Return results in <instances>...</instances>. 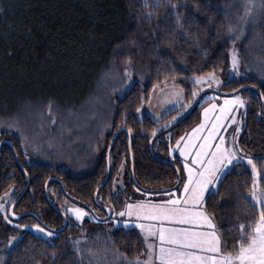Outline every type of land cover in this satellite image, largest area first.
Masks as SVG:
<instances>
[{
	"label": "trees",
	"instance_id": "obj_1",
	"mask_svg": "<svg viewBox=\"0 0 264 264\" xmlns=\"http://www.w3.org/2000/svg\"><path fill=\"white\" fill-rule=\"evenodd\" d=\"M245 1L0 0V141L11 142L20 163L9 145L1 144L0 196L13 189V202L23 190L13 212H33L58 229L63 217L52 206L61 210L66 200L87 204L103 217L101 206L120 212L128 197L155 198L160 193L146 192L132 181L128 133L136 183L147 190L174 185L177 171L180 176L183 171L170 148L199 122L200 105L207 103L201 99L204 93L180 123L152 140V153L148 143L153 131L173 124L189 106L173 110L159 121L147 114L138 118L136 112L148 102L154 86L179 85L185 105H191L194 85L190 77L227 73L229 50ZM260 15L264 25V3ZM257 26L250 24L246 29L239 52L243 64L249 62L251 40L264 39V29ZM259 51L254 49L255 54ZM125 64L134 70V80L124 92L114 95L108 77H121ZM257 81L228 79L219 91L256 87L237 92L245 102V111L236 143L239 151L264 157V83ZM47 111L51 120L56 117L52 128L47 127ZM74 126L82 129L85 138L82 151L96 154L89 172L74 176L66 168L24 161L20 146L26 140L43 149L47 135L60 128L71 131ZM115 133L108 178L95 203L93 195L106 175V152ZM257 167L261 168L259 162ZM120 175L124 189L114 193L112 186ZM251 183L250 171L238 167L217 185L219 195H205V210L225 241L236 234L238 224L252 218ZM64 215L66 227L52 231L49 241L27 230L15 232L0 221L3 231L18 233L20 241L8 250L0 248V264H98V258L110 256L116 257L118 264H134L132 259L145 253L143 237L135 228L110 231L107 220L78 223ZM15 222L28 226L36 219L26 215ZM109 264L115 263L110 260Z\"/></svg>",
	"mask_w": 264,
	"mask_h": 264
},
{
	"label": "snow or ice",
	"instance_id": "obj_2",
	"mask_svg": "<svg viewBox=\"0 0 264 264\" xmlns=\"http://www.w3.org/2000/svg\"><path fill=\"white\" fill-rule=\"evenodd\" d=\"M246 14H250V10H246ZM237 64L234 52L233 69H236ZM191 82L194 85L191 92L193 102L205 85L218 88L221 83L214 73L196 77ZM218 99V96L207 97L209 107L203 110V121L190 133L176 140L170 148V152H178L182 157V171L186 173V177L181 175L177 180L182 183V198H170L163 203H126L125 210L117 213L121 217L135 216L137 221L154 222L135 225L143 233L147 249L148 259L143 264H264V157L238 155L235 138L238 129L233 130V146L228 147L224 132L237 123L233 112L245 104L240 96L224 99L221 106L212 103ZM200 106L203 107V104ZM156 135L157 132L153 131L152 136ZM258 162L261 168L257 167ZM238 167L250 169L252 218L238 224L235 227L236 234L231 236L230 241H225L213 218L205 210V194L219 195L218 189L211 192L210 186L216 188ZM169 195L175 197L176 194ZM0 199L10 202L11 194L5 193V197ZM5 211L4 203H0V212ZM66 212L72 213L77 221L87 215L79 207H69ZM173 225H190L192 228H177ZM14 227L21 228L20 224ZM27 231L47 237L54 235L39 224ZM19 242L13 236L6 246L12 248ZM135 264H141V261L137 259Z\"/></svg>",
	"mask_w": 264,
	"mask_h": 264
},
{
	"label": "rangeland",
	"instance_id": "obj_3",
	"mask_svg": "<svg viewBox=\"0 0 264 264\" xmlns=\"http://www.w3.org/2000/svg\"><path fill=\"white\" fill-rule=\"evenodd\" d=\"M261 7H262V0H246L245 1V10H244L242 17L238 23V29H237V32L235 34V38L233 39L234 42L232 43L231 48L229 50V68H228V71L224 76L215 75L217 77V79L219 81H221L218 88L215 85L212 88H208L206 85L204 86L203 91H206V92L204 93L205 96L203 97L204 99H202V100H207L208 96H218L219 99L212 101V103H216L218 106H221V105H223L224 99H232L235 96H240L239 93H235V94L226 96V95H220V94H215V93L211 92V91H218L219 88L221 87L222 83L227 81L228 79L240 81V80H243L246 78H254V79L258 80L257 82H260L262 84L264 83V59H261L262 58L261 56L264 55V39L259 40L258 42H255L254 41L255 38H253L251 40V42L249 43L250 46L248 47V49L250 48L249 49L250 50L249 51L250 59H249L248 64H245V63L243 64L239 58V52H240L241 47H242V41L245 37L246 29L250 26V24H258V26H261L264 29V25L261 23L262 22V17L260 15ZM246 10H250V14H246ZM255 48H259L260 51L258 54H255V52H254ZM234 52H235V54L237 56V60H238V64H237L236 69H233V67H232V55ZM108 71L110 72L113 70L109 69ZM202 76H206V75H202ZM134 77H135L134 70L131 69L130 64L124 65L123 74L121 77L109 76L108 78H109V81L111 83V86H112V88H114L113 94L114 95H120L122 92H124L131 85V83L134 80ZM196 77H199V76L190 77L188 80L191 82ZM99 82H101V81L98 80V83ZM98 83H97V85H98ZM200 92H202V91H200ZM244 104H245V102H244ZM182 105H185L184 93H183V89L179 85L173 83L170 85L154 86L150 92V97H149L148 102L137 110L136 116L138 118H141L143 114H147L148 116H150V118L153 121H159L163 116H165L166 114H168L169 112H171L173 110L179 109L180 107H182ZM207 107H209L208 102L201 109L199 122L197 124H195L187 133H190L193 128L197 127L199 125V123H201L203 121V110H204V108H207ZM244 111H245V106L243 108H238L236 111L233 112V115L235 116L237 123L232 124L231 127H228L226 129V131L224 132V135L228 141V147L233 146L232 137L234 134L233 133L234 129H238V131L235 132V138L237 141V137L239 136V133L241 131L242 124H243ZM52 117L53 116H52L51 112L47 111L48 126L47 125L46 126L48 128H52L53 125L55 126V124H56L55 123L56 117H55V120H51ZM71 121L73 123V120H71ZM27 134H28V132H27ZM30 138L36 139V136L35 137L31 136ZM83 139H85V138L82 134V129H80V127L74 126L71 131L69 129L60 128L59 130H57V132H56V130H54V132L51 133V135H49V136L47 135L44 138L43 149L36 144H32V142L28 141V140H26L24 143H22L20 147H21V150H22L23 155H24V161L27 164H29V163L46 164V165L52 166L54 168H62V169L66 168L74 176H80V175H84L87 172H89V170L92 166V163H93V159H95V156H96V154H94L93 152L89 151L90 153L87 154V152L82 151V147L84 144ZM175 142L173 143L172 146L175 145ZM237 152H238V155L253 157L252 155H249V154H246L244 152L239 151L238 147H237ZM170 153H171V156H173L174 154L177 155V157L180 159V163L182 165V162H181L182 157L179 156V153L178 152H174V153L170 152ZM229 167H231V166H229ZM247 169L250 171L249 168H247ZM183 175L186 177V173H183ZM112 188H113L114 193L124 189V182H123V178L121 175L117 179H115ZM216 188H211V186H210V191L211 192L215 191ZM5 193L11 194L10 202H8L6 199H0V203H4L5 209H6L5 212H0V221L3 223V225L6 228H9V229L19 233V231L27 230V229L32 228L33 226H35L37 224L42 226L37 221H36V223L29 224L28 226H23L22 224L15 222V220L9 219L8 209L11 205L12 198L14 197V190L13 189L7 190L6 192H4L2 194V196H0V198H4ZM169 193H175L176 195H175V197H172L169 195ZM147 197H149V196L147 195ZM170 198H182V184L178 189H174V190H171L168 192L160 193L159 195H157L155 197V200L159 201V203H163ZM138 201L139 200H131V198L128 197V199H126L125 205H126V203H137ZM145 203H147V202H145ZM69 207H79L82 210H84L87 213V215L81 221H77L75 219V216L72 213L66 212V209ZM60 208H61V212L63 214H66L69 218H72L73 220H75L78 223H82L86 219L87 220H93V219L97 220L100 217V213H101L100 211H95L94 213H92V211H89L85 206H83L77 202L70 201V200H66L62 205H60ZM124 210H125V206L122 209V211H124ZM103 212L106 213V211H103ZM117 213H119V212H113V213L111 212L110 217L105 222L107 225V229L110 231L114 230L117 227H122L124 229H131V228L137 229L135 227V225L137 223H141V222L136 220L135 216H133V217L123 216V217H121V216L117 215ZM5 216H7V219H5ZM104 216H105V214H104ZM16 224H20L21 228L16 229L14 227V225H16ZM173 227L192 228V226H190V225L173 226ZM18 233H15L13 235L7 234L5 231H3L2 227H0V248H2L4 250L10 249L6 245L8 244V241L11 237H13V236L18 237ZM32 233H34L36 236L44 238L48 241L53 237V236L47 237V236H44L43 234H39V233H36L34 231H32ZM143 238H144V236H143ZM156 243L158 244V241H156ZM144 245H145V243H144ZM115 258L116 257H111V256L107 259L100 257L97 259V263L100 264V263H102L101 261L105 260L104 264H106V263L109 264L110 260H113V262L115 264H118L119 260H117ZM137 259H139L141 261V264H143V262L148 259L146 246H145V253L142 256H138V257H135L134 259H132V261H133L132 263L135 264V261ZM123 263H126V262L123 261Z\"/></svg>",
	"mask_w": 264,
	"mask_h": 264
},
{
	"label": "water",
	"instance_id": "obj_4",
	"mask_svg": "<svg viewBox=\"0 0 264 264\" xmlns=\"http://www.w3.org/2000/svg\"><path fill=\"white\" fill-rule=\"evenodd\" d=\"M248 87H249V88H254V89H256V87H254V86L247 85V86H242L241 88L236 89L235 91H231V92H221V91H219V90H218V91H211V92H212V93H215V94H220V95H226V96H228V95H232V94L237 93V92H238L240 89H242V88H248ZM205 92H206V91L199 92L198 96L195 98V102H192V103H191V105H190L189 108L186 110V112H185V113H184V114H183V115H182L177 121H175L173 124H171V127L168 126V127L164 128V129L158 131V132H157V135H156L155 137H153V136L151 137V139H150V141H149V143H148V150H149L150 153H152V149H151V143H152V140L155 139L156 137H158L159 135H161V134H163V133H166V132L170 131V130L173 129L178 123H180V122H181V121H182V120L188 115V113L193 109V107L196 105V102H197L198 98H199L203 93H205ZM115 135H116V133H115L114 136L112 137V140L110 141V143H109V145H108V148H107V152H106V167H107L106 175H105V177H104L102 183L96 188V190H95V192H94V195H93V199H94V202H95V203H97L96 196H97L98 191L100 190V188H101L102 186H104V184L106 183L107 178H108V169H109V152H110V148H111V145H112V143H113V140H114V138H115ZM3 143L9 145V147H10V149H11V151H12V154L14 155L15 160L18 162V164H20V163H19V160H18V158H17V156H16V153H15V151H14V149H13V146H12L11 142H10L9 140H7V139H2V140L0 141V146H1V144H3ZM128 150H129V155H130V174H131L132 181H133L134 185H136L137 188L142 189V190H144V191H146V192H149V193H152V192H155V193H162V192H168V191L174 190V189H176V188L178 187V185H179L180 183H178L177 180H178V177L180 176V173L177 171V180H176L175 184L172 185V186L169 187V188L158 189V190H147V189H143V188H141V187L136 183L135 178H134V174H133V169H132V158H131V150H130V134H129V133H128ZM169 163H170V162H169ZM176 170H177V169H176ZM52 179H53V178H52ZM28 181H29V178H28V176L26 175V184L28 183ZM48 181H49V179L45 182V185H44V188H45V189H46V185H47ZM61 188L63 189V186H62V185H61ZM22 193H23V190L18 194V196L16 197L15 201L18 200V199L21 197ZM46 199H47V201L50 203V205H52L51 202L48 200L47 197H46ZM15 201H14V202L10 205V207H9V210H8V217H9V219L16 220V219H18V218L21 217V216H26V215H28V216H31V217H33L34 219H36V221H37L38 223H40L43 227H46L47 230L54 231V232H59V231L63 230V229L66 227V224H67V218H66V216H65L61 211H59V209L55 208L54 206H52V207H53L54 209L58 210V212L61 213V214H62V217H63V225H62V227H60V228H58V229H53V228L49 227L48 225H46V224H45V223H44V222H43V221H42V220H41V219H40L35 213H33V212H23V213H19V214L14 213L12 210H13V207H14ZM84 206H85L89 211H92V213H94V210H93L89 205L84 204ZM101 207H102V209H103L104 211H106V213H105V216H103V217H99L97 220L105 221V220H107V219L110 217V215H111V210H110L109 207H104V206H101Z\"/></svg>",
	"mask_w": 264,
	"mask_h": 264
},
{
	"label": "crops",
	"instance_id": "obj_5",
	"mask_svg": "<svg viewBox=\"0 0 264 264\" xmlns=\"http://www.w3.org/2000/svg\"><path fill=\"white\" fill-rule=\"evenodd\" d=\"M175 155V154H174ZM177 156V155H176ZM147 202V203H159V201H156L155 198H152V199H142V200H139L138 202ZM130 219V218H129ZM132 220V219H131ZM141 223H154V222H149V221H139ZM173 226H183V225H173ZM137 231H139V233L141 234V236L143 237V234L141 233L140 229L137 228ZM144 240V238H143Z\"/></svg>",
	"mask_w": 264,
	"mask_h": 264
},
{
	"label": "flooded vegetation",
	"instance_id": "obj_6",
	"mask_svg": "<svg viewBox=\"0 0 264 264\" xmlns=\"http://www.w3.org/2000/svg\"><path fill=\"white\" fill-rule=\"evenodd\" d=\"M13 202H14V201H13ZM13 202H12V203H13ZM12 203H11V204H12ZM8 210H9V209H8ZM12 211H13V210H12ZM60 211H61V210H60Z\"/></svg>",
	"mask_w": 264,
	"mask_h": 264
}]
</instances>
